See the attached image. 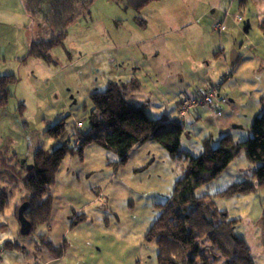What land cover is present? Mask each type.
Segmentation results:
<instances>
[{
  "label": "rangeland",
  "instance_id": "obj_1",
  "mask_svg": "<svg viewBox=\"0 0 264 264\" xmlns=\"http://www.w3.org/2000/svg\"><path fill=\"white\" fill-rule=\"evenodd\" d=\"M34 5L32 3L31 7H35ZM119 6L123 8L122 5ZM130 12L136 13L144 20H149L152 16L157 17V11L154 9H145L139 13L133 9L129 11L122 9L121 16L115 17L113 27L107 26L103 33L108 32L110 36L111 30L114 35L124 33V36H130L126 28ZM34 16L35 18L29 13L26 0H0L2 56L0 74L15 73L19 82L17 87H11L12 96L6 107H0V150L5 153L4 161L14 167H20L22 162L28 168L32 164L34 151L42 145L53 150L66 142L72 137L77 127V120L84 117L82 107L80 110L77 106L71 111L66 131L59 138L45 137V119L53 118L55 106L45 103L44 108L40 109L41 105L37 104V98L31 97L34 96L32 91L35 88L32 89L30 83L36 79L40 84L39 88L35 89L37 95L42 99L47 97L55 100L57 96L51 95L53 80L43 78L46 73L42 74L35 64L18 65L17 62L12 61L16 53L23 51V40L28 42L26 49L29 50L33 40L45 39L55 29L48 15L34 13ZM87 36H78L73 41L66 39L61 46L52 49V58L58 62L59 67L64 68L68 65L70 58L75 59L76 51L77 54L79 50L84 52L85 45L95 46L92 38ZM113 38L117 44V35ZM253 39L257 41L256 38ZM245 44L249 45L248 42ZM248 50L249 47L244 48L243 53L245 51L248 53ZM244 58L246 62L242 66L239 67L236 61L233 62V66L226 67L214 83L223 96L233 99V103L229 101L230 104L223 107V114L231 123L227 131L233 133L236 141L252 136L251 125L261 107L260 91L264 88V72L251 66L246 56ZM219 60V58L210 59L211 67L216 62H220ZM138 62V59L131 58V65ZM207 69L209 67L203 63L200 76L207 74ZM148 75L153 77L151 73ZM49 76L46 75V78ZM141 81L144 87L136 92L134 99L147 105L150 117L157 119V112L173 108L174 105L170 104V101L176 90L172 86V94L168 98L162 95L159 85L156 86L151 79L146 78V75H143ZM176 85L179 88L180 84L176 83ZM197 85L198 87L189 89L187 94L201 98L207 92L206 84L200 81ZM65 88L67 89V86ZM20 95L27 102L19 99ZM60 97L62 98L63 94ZM22 103L25 108L21 110ZM197 108V112L192 109L184 121L185 131L181 137L182 148L195 155L202 147L201 139L207 135L214 139L215 145L218 144L217 129L221 125L217 124L208 106L200 105ZM48 123L50 124L46 127L53 124L51 121ZM86 128L87 121L84 120L82 129ZM104 152H106L104 155L93 152L84 161L76 157V164L73 159L71 166L64 165V170L68 174H73L71 176L73 188L68 191V198L73 204L79 205L81 212L88 215V219L81 222L79 227L68 235L67 241L71 249L63 264H80L82 259L86 262L89 260L93 264H159L157 246L146 239V234L159 214L158 204L165 202L171 196L185 161L171 157L161 144L153 140L146 143L139 152L133 153L129 161L124 164L118 163L119 156L115 151L106 149ZM252 168L253 164L248 160L243 149L221 175L203 186L202 192L212 193L215 196L217 192L229 187L233 181H241L243 176L254 182ZM67 173L61 175L60 179L65 178ZM21 185L25 189L24 181H21ZM262 190L257 188L248 195H235L232 198L215 197L216 205L220 209L227 208L232 216L242 217L235 231L247 237L258 263L264 255V247L260 244L264 235V191ZM90 237L91 240L87 242L86 239L89 240ZM90 242L93 243L92 248Z\"/></svg>",
  "mask_w": 264,
  "mask_h": 264
},
{
  "label": "crops",
  "instance_id": "obj_2",
  "mask_svg": "<svg viewBox=\"0 0 264 264\" xmlns=\"http://www.w3.org/2000/svg\"><path fill=\"white\" fill-rule=\"evenodd\" d=\"M119 7V4L113 0H94L89 14L81 17L69 27L65 40L73 41L78 36L86 37L88 35L87 37L92 38L95 46L85 45L84 52L79 50V54L76 51V58H70L68 65L64 68L59 67L56 61L53 63L47 62L37 57H30L24 61L23 58L28 53V49H26L28 42L23 40V51L16 53L12 61L17 62L18 65L35 64L42 74L46 73L48 76L51 74V76L46 78L45 75L43 78L53 80L51 81L53 90L51 95L57 96L55 100H50L47 97L42 99L35 92V89L40 86L39 82L34 79L35 81L33 80L30 83V87L35 88L32 91L34 96L31 97L32 99L37 98L36 102L41 105L40 109L44 108L45 103L54 104L55 106V110H53L55 114L52 119H45L44 128H47V124H50L48 122L56 123L65 116L68 117V121L71 111L78 106L80 110L82 107L84 117L77 120V127L79 122H83L82 129L84 119L90 109V96L95 92H103L109 83L130 81L132 79L139 80L140 88L133 91L129 96V99L137 104H142L134 98L136 92L144 87V83L141 81L143 75L151 79L156 86L158 84L159 88L162 89V95L165 97L170 98L169 95L172 94L173 87L176 92L172 96L170 104L174 106L170 109L167 108L165 111L157 112V119L180 121L178 106L184 98H197L196 95L187 94V92L194 86L198 87L197 83L200 81L206 84L205 91L215 87L214 83L217 82L221 72L226 67L233 66L232 64L235 61L236 65L242 66L246 62L244 56L247 57L251 66L264 72V0H157L142 9H154V11H157V17L152 16L149 20L142 19V21H138L137 14L130 12L129 17H127L129 22L126 24V28L131 35L128 37L124 36V33L114 35V32L112 33L110 30V36H108V32L103 33L105 28L107 26L113 27L115 17L121 16L122 9L129 11V9ZM238 13L243 15L242 20L236 18ZM216 23L223 24L225 29L217 28ZM116 35L117 44H115L113 38ZM253 38H256L257 41ZM245 42H248L249 45ZM247 47H249L248 53L247 51L243 53L244 48L247 49ZM131 58L138 59V64L131 65ZM189 58L195 60L190 61ZM212 58H219V61L222 62H216L211 67L212 62L209 60ZM203 63L209 69H207V74L200 76L199 73ZM149 73L153 77L149 76ZM17 83L19 84V82ZM17 83L13 86L17 87ZM176 83L180 84L179 88ZM65 86H67V89ZM66 91L67 93H65ZM219 93L222 95L221 91ZM62 94L63 97L61 98ZM263 95L264 88L260 91V102ZM20 96L19 99L27 102L22 95ZM228 100L233 103V99ZM84 106H87V109ZM223 107H219L220 115L214 117L218 122L217 124H221L217 129L218 139L221 133L226 132L231 126L230 121L224 117ZM260 109L261 107L258 114ZM193 110L197 112L198 108ZM182 122L184 124V121ZM45 137L49 138L47 135ZM149 141L135 145L130 151L129 159L133 153L139 152V149ZM52 144L54 143L52 142ZM45 148L50 150L46 145ZM105 150L106 148L99 144L90 143L85 148L82 161L91 156L93 152L104 155ZM202 151L203 146L200 147L199 153L196 155H200ZM76 157L78 156L68 155L57 172L56 181L49 191L53 196L51 218L49 223L41 228L42 232H45L55 245L66 244V251L60 258L52 256L45 247L37 248L32 237L19 236L20 223L16 211L27 194L26 186L24 189L22 185L20 186L21 181L17 183L10 182L7 177L0 179L1 184L8 185L11 189L9 206L0 214V264H63L71 249L67 241L68 235L78 228L81 222L83 223L88 219V215L81 212L79 205L73 204L68 198V191L73 188L71 187V176L73 174H68L64 170V165L71 166L73 159L75 160L74 164H76ZM64 173H67V175H65V178L60 179V176H64ZM60 180L61 182H59ZM243 180L249 179L243 176L241 181ZM202 188L203 186L197 192L213 196L212 193H203ZM260 189L264 191V188ZM223 210H226L230 217L242 219V217L232 216L227 208ZM80 214H85L86 219L73 225L74 219ZM243 236L245 237V235ZM245 239L247 240V237ZM7 240L18 241L25 247L26 253L5 249L3 244ZM90 240L91 237L89 240L86 239L87 242ZM89 244L92 248L93 243L90 242ZM260 244L261 247H264V235ZM255 260L257 264H264V255H262L259 263L258 259L255 258ZM80 264L93 263L82 259Z\"/></svg>",
  "mask_w": 264,
  "mask_h": 264
},
{
  "label": "trees",
  "instance_id": "obj_3",
  "mask_svg": "<svg viewBox=\"0 0 264 264\" xmlns=\"http://www.w3.org/2000/svg\"><path fill=\"white\" fill-rule=\"evenodd\" d=\"M26 1L33 18L34 13L48 15L55 29L49 37L33 40L23 60L37 57L53 63L52 49L64 43L68 29L74 22L89 14L94 0ZM113 1L124 9L140 12L157 0ZM32 3L35 7H31ZM17 82L18 77L13 73L0 75L1 108L8 104L12 96L11 87ZM140 86L139 80L132 79L109 83L103 92L93 93L90 96L89 112L84 119L87 128L76 127L72 138L53 150L40 146L34 152L32 164L28 168L22 162L20 167L7 163L4 161L5 153L0 150V179L7 177L14 183L24 181L27 194L23 202H30L25 215L33 228L29 235L19 233V236L32 237L37 248L45 247L52 256L62 257L66 244L55 245L41 228L50 221L53 196L49 191L64 159L68 155H75L82 160L86 146L96 143L115 151L119 156L118 163L124 164L135 145L153 140L161 144L171 157L185 161L171 196L158 204L159 214L146 234V239L157 246L159 264H221V261L222 264H257L249 243L235 231L242 219L230 217L226 210L220 209L215 197L243 195L264 188V95L261 97L260 112L251 125L250 138L236 141L233 134L227 131L221 133L215 145L214 139L207 136L201 141L202 153L193 155L181 146V137L185 131L182 121L154 119L149 116L146 104H137L129 99L130 94ZM20 108L22 110L25 105L20 104ZM84 108L87 109V106ZM67 118L65 116L49 125L44 134L59 138L66 131ZM243 149L253 164L254 182H234L215 196L197 192L221 175ZM10 198V187L0 183V214L9 206ZM83 219H86L85 214H80L74 219L73 225ZM3 246L7 250L26 253L25 247L16 240H7Z\"/></svg>",
  "mask_w": 264,
  "mask_h": 264
},
{
  "label": "built area",
  "instance_id": "obj_4",
  "mask_svg": "<svg viewBox=\"0 0 264 264\" xmlns=\"http://www.w3.org/2000/svg\"><path fill=\"white\" fill-rule=\"evenodd\" d=\"M236 18L238 20L243 19L242 14H236ZM217 28L225 29V26L221 23H216L215 25ZM222 81V79H221ZM229 100L226 96H223L219 93V90L217 87H213L201 97V98H184L179 106V119L180 121H185L187 114L192 110L197 108L200 105H206L210 108L212 111V114L214 117H217L220 115V106H227L229 105ZM78 126H82V122L78 123ZM77 144H79V139L77 140Z\"/></svg>",
  "mask_w": 264,
  "mask_h": 264
},
{
  "label": "water",
  "instance_id": "obj_5",
  "mask_svg": "<svg viewBox=\"0 0 264 264\" xmlns=\"http://www.w3.org/2000/svg\"><path fill=\"white\" fill-rule=\"evenodd\" d=\"M248 26L245 28L247 30ZM31 165H29L30 167ZM30 208V202L24 201L19 206L17 211V218L20 223V233L22 235H29L32 231V223L30 220L26 217L25 212Z\"/></svg>",
  "mask_w": 264,
  "mask_h": 264
}]
</instances>
